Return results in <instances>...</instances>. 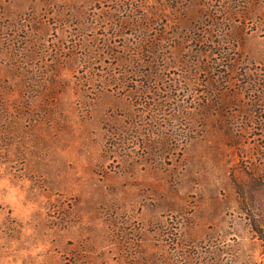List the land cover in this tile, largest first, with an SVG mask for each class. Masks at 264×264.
Returning <instances> with one entry per match:
<instances>
[{
  "label": "rangeland",
  "instance_id": "374dc122",
  "mask_svg": "<svg viewBox=\"0 0 264 264\" xmlns=\"http://www.w3.org/2000/svg\"><path fill=\"white\" fill-rule=\"evenodd\" d=\"M224 2L0 0V264H264V0L203 38Z\"/></svg>",
  "mask_w": 264,
  "mask_h": 264
},
{
  "label": "trees",
  "instance_id": "16d2710c",
  "mask_svg": "<svg viewBox=\"0 0 264 264\" xmlns=\"http://www.w3.org/2000/svg\"><path fill=\"white\" fill-rule=\"evenodd\" d=\"M224 3H227V5L222 6L221 8H218L216 10H207L205 11V16L203 15L202 18H205V23H207V25L204 23V27L208 29H210V31H207L208 29L204 28V32H202V36L203 38H213V37H218L221 40H224V36H226V33H219L218 31L213 30L214 28H219L221 26V24L218 22V16H232L236 14V9H237V0H224ZM239 5V3H238ZM202 21V19H201ZM200 21V23H201ZM223 23V20L222 22ZM197 27V26H196ZM216 32H218L216 34ZM146 33V32H145ZM143 33L142 35V39L140 41V46H141V50L139 53V57L141 60H144L146 62V68H154V66L157 65L156 63V59H164L168 49L164 46L163 40H167L166 37H164V34H154V35H147ZM147 35V37H146ZM211 46L209 47L208 50L205 51H199V54H209L211 57L213 56H217V58L219 59H225L226 61H228L230 59V55L231 53H229L228 49H226L223 44H216L215 41L211 40L210 41ZM214 44H216V46H218V49H214L213 50V46ZM216 58V59H217ZM236 62V59H235ZM213 63L210 66H208L209 70H215ZM227 70H233V68L228 65ZM244 81V80H243ZM264 81V79H263ZM247 81L243 82V86H246ZM257 82L254 81L253 83H247V84H256ZM259 85H261L260 82H258ZM248 89V88H247ZM242 88L238 87L237 91H241ZM237 93V92H236ZM261 97V96H260Z\"/></svg>",
  "mask_w": 264,
  "mask_h": 264
}]
</instances>
